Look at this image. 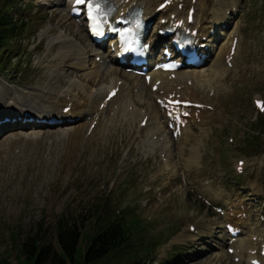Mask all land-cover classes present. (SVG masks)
Segmentation results:
<instances>
[{
	"label": "rangeland",
	"instance_id": "obj_1",
	"mask_svg": "<svg viewBox=\"0 0 264 264\" xmlns=\"http://www.w3.org/2000/svg\"><path fill=\"white\" fill-rule=\"evenodd\" d=\"M45 1L15 0L10 8L27 28L9 50H0V99L10 98L5 107L10 112L33 108L24 103L56 105L59 101V107L64 105L67 100L57 94L63 80L51 73L61 64L54 58L59 42L72 38L81 49L91 46L85 30L68 17L65 7L55 5L56 0ZM204 2L208 12L215 6V0ZM224 2L237 6L234 22L242 38L236 62L243 67L238 68L239 73L230 71L213 95L206 93L217 107L210 123L207 121V133L187 132L175 142L174 147L181 151L174 160L181 165L176 173H164L158 154L149 156L144 142L147 133H138V121L128 123L122 114L105 115L91 134L87 132L90 122L44 130L0 129V256L9 264H19L12 233L19 244L35 238L39 245L55 247L61 218L81 226L76 257L77 264H86V243L103 223L96 214L116 215L120 210L128 217H139L141 235L131 247L94 264H128L139 258L144 264H233L231 256L216 257L226 252L214 248L222 235L211 240H176L188 224L219 221L212 208L198 198L202 191L211 190L204 193L208 199H214L221 189L239 199H245L248 192L264 196V114L257 115L252 106L253 98L264 97V0ZM72 57L61 64L65 81L72 77L88 86L74 88L72 100H85L81 108L94 112L98 101L88 96V90L93 89L94 94L104 86L106 77L103 71L92 78L77 76L84 73L72 69ZM49 87L52 90L46 89ZM11 99L15 103L10 104ZM73 128L75 133H70ZM194 145L200 146V159L197 166L189 167L184 161L192 157ZM238 159L247 164L243 175L236 173ZM184 173L190 185L183 182ZM250 210L254 228L264 233V226L257 227L255 206Z\"/></svg>",
	"mask_w": 264,
	"mask_h": 264
},
{
	"label": "bare ground",
	"instance_id": "obj_2",
	"mask_svg": "<svg viewBox=\"0 0 264 264\" xmlns=\"http://www.w3.org/2000/svg\"><path fill=\"white\" fill-rule=\"evenodd\" d=\"M43 1L46 2L45 0ZM112 1H114L117 4L119 3V0H112ZM133 1H136L139 4L144 6L146 15H151L153 14L155 8L158 6V4L162 0L160 2H157L156 0H133ZM177 1L182 2V0H177ZM129 4L130 3L123 4L121 5V7L125 8ZM228 4H225L224 0H215V6L210 10V13H208L206 2H204V0H197V2L194 5L196 9L195 11L196 24L204 25V27L200 28V31L202 33H205L206 27H208L207 31H209L212 28L213 30L216 31L217 34L210 37L211 43L221 38H222L223 43L222 45H219L215 49V51H213V54H214L213 59L215 60V63L212 65L207 64V66L204 69H202L203 71L201 72L203 73L204 71H207V74L205 72L201 74L200 71H195V70L194 71H180L176 75L177 78L175 80L168 81L166 80L167 74L161 73L158 76H155L156 74L153 73L152 81L158 78L161 79L162 89L166 93H170V92H173L174 90L175 91L178 90L177 92L183 95V97H188L192 99L194 102L203 101V102H206L207 104H211L209 95H206V93L210 91H214L215 93L218 87L222 85L223 80H225L227 73L229 72V70L224 65L225 45H228V43L231 42L232 33L237 31L238 29L237 24H235L232 28H229L230 29L229 32L223 30L220 27L222 23L229 25V21L231 20V18L235 17V13L233 12H231L229 15L226 14V12L229 9L231 10L232 7L235 6L234 4H232V6L228 7ZM55 5L66 6V8H68V4L66 0H56ZM184 5L189 7L191 5V1L190 0L186 1ZM170 9L173 10L171 6H170ZM173 11L176 13H179V11L175 9ZM162 15H164V13H162ZM167 16H169V14ZM59 43H60L59 44L60 46L57 51V55L54 58L56 59V61H60L62 64L64 63V60L67 58V56H74L72 57L74 59L73 60L74 63H72L73 64L72 69L74 71L79 70L80 72L84 73V74H80L77 76L85 75L86 77L92 78L93 76H100L102 74V71H103V75H107V72L109 73L107 75L109 76V78L105 76L106 85L104 87H99L97 91L98 93H96L97 99L101 100L102 98H104V96L106 95L109 89L115 87L118 81L120 80L122 81V85L120 86V91H119V93L121 92V95L119 97L118 102H115L113 104H117L118 107L120 106L119 113L123 115V117L128 121V123L135 122L138 119L141 120L145 116L149 118L145 130L151 133V136L148 141H145V143L149 146L151 151L159 150L160 153H165L166 161H165L164 169H163L164 173L165 171L176 169V167L178 166H177V163H174L175 161L173 162V156L181 152H179V150L175 152V150L172 149L171 141L173 140L170 137L167 128L165 127V124H164L165 118L162 116L160 111L157 110L156 108L155 100H154L155 95L150 90L151 85H148L149 86L148 87L147 84H145L144 80H142V78L132 77L130 75L123 73V71L119 70L117 67H114L116 66L115 65L116 61L113 55L102 54L101 56L103 58V63L102 64L97 63L94 58L96 55H99L101 50H103L104 48L103 45L100 47H97V49H93L90 46L89 49L83 50L81 49V47L78 46V44L72 38L61 40ZM61 64L59 63V65H57V68L55 70H52L51 73H53L56 77L60 79L61 78L64 79L66 77H65V74L62 73L63 68ZM111 71H113V74ZM72 79L74 78L71 77V78H68V80L66 81L60 82L62 87H61V90L57 92V94L59 95L61 94L64 97H66V96H71L73 94L72 91H74L73 90L74 88H79V89L81 88L82 90L87 89L88 87L87 85H83L82 83L77 82V81L74 82L75 80H72ZM186 80L187 81L192 80V85H188ZM62 83H65V85L63 86ZM98 83L96 87L98 86ZM68 84H70L69 89H65L64 91H62L63 90L62 88H64ZM90 89H92V87ZM135 89H138V91L136 94H133L134 93L133 91ZM88 91H90V94L89 95L87 94V95L92 96L91 94L92 90H88ZM9 99L10 98L0 99V114H6L9 116L12 115V117H17L18 119L15 124H6L1 127L19 126V128H22V130L24 129L27 130L29 128H34V127L38 128V125L35 123H30V122L22 123L23 120L29 119L24 116V113L30 112V111H34L36 113V116L38 115L39 118H42L44 115H48L49 110H51L50 112L52 113L51 115H60V118H62L63 116L61 115L60 109H57L58 106L56 108H50V107L45 108V107L33 106L28 103H24V104H26L27 106H32L33 108H30V109L25 108L26 110H20L19 112H17V114H15L14 112H10L7 110V108H5L6 105L9 103ZM145 99L148 100L146 104L144 103ZM12 102L15 103V101L11 99L10 104ZM22 102H26V101H22ZM56 103L58 104L59 102L56 101ZM129 107H131L132 110H129ZM73 108L76 109V110L73 109L74 114L76 112L79 113L83 111L80 109L77 110V107H74V106ZM208 113L210 112H205V110H203L200 116L199 115L197 116L199 117V121L203 125H205L207 121L210 120L212 117V114L211 113L208 114ZM117 115L118 113L115 114V116ZM34 119H35V116H34ZM196 121L197 119L194 117H192L189 120V122H196ZM26 126H30V127H26ZM70 126H73V125H70ZM75 131L76 130L73 128L70 131V133L72 132L75 133ZM155 136H157V140L153 141V138ZM218 195L222 196L221 194H218ZM219 196L217 198H219ZM219 202L227 203V200L222 201L221 199L219 200ZM228 207L229 208L226 211L227 213L224 216L225 218L224 221L231 222L236 225L240 224L242 228L243 227L245 228L246 221L244 220V218H242V214L244 211L240 210V208H246V205L241 201H239L238 204L234 206L232 202H228ZM230 214L233 215L234 217H230ZM244 214L247 216V213H244ZM209 223L210 224L201 222L200 224L196 225L195 229L197 230L199 234L203 236V238L207 237V240L208 239L211 240L214 237L217 238L216 234H219L220 236L222 235L219 243H216L218 246L214 247L215 249H218V251L224 248L227 249L228 247H234L235 249H242L241 253H243V252H246L247 250H252L254 246L256 245V243H254L252 240V237L255 236V234H253L252 232V227L248 228L246 233L244 232L243 235L245 236V238L242 239L243 236H240L237 238V240L232 246H227L226 240H229V237L226 234V231L223 230L224 228L222 224L220 223V221L214 220ZM196 238H197V235L189 233L188 231L185 230V232L179 234L176 237V240L184 242L187 239L193 240ZM222 240H224L223 243H222ZM216 244L214 243V245ZM225 255L229 256L225 252L223 253V255L216 254V257L219 258Z\"/></svg>",
	"mask_w": 264,
	"mask_h": 264
},
{
	"label": "trees",
	"instance_id": "obj_3",
	"mask_svg": "<svg viewBox=\"0 0 264 264\" xmlns=\"http://www.w3.org/2000/svg\"><path fill=\"white\" fill-rule=\"evenodd\" d=\"M13 2L14 0H0V49L7 48L25 28L24 22L21 19H14L9 11ZM96 218H101L103 223L96 228L97 230L86 243L84 250L86 264L97 263L113 253L130 247L131 242L139 239L141 235L142 226L139 217L135 214L128 217L123 212L120 216L109 213L100 216L98 212ZM81 238V226L75 220L64 218L57 222L55 247L39 245L35 238L19 244L16 234L12 233L10 237L18 248L19 264H77V247ZM0 264L9 263L0 256ZM128 264H144V262L139 258Z\"/></svg>",
	"mask_w": 264,
	"mask_h": 264
},
{
	"label": "snow or ice",
	"instance_id": "obj_4",
	"mask_svg": "<svg viewBox=\"0 0 264 264\" xmlns=\"http://www.w3.org/2000/svg\"><path fill=\"white\" fill-rule=\"evenodd\" d=\"M87 2V4H88V8H89V10L91 11L92 10V8H93V4L91 3V0H76V3L77 4H84V3H86ZM95 7H99V5H96ZM127 50V49H126ZM259 103V102H258ZM261 107L262 108H264V104H261Z\"/></svg>",
	"mask_w": 264,
	"mask_h": 264
}]
</instances>
